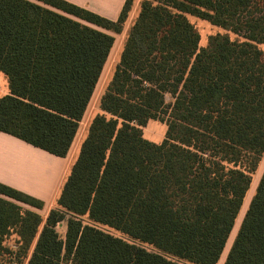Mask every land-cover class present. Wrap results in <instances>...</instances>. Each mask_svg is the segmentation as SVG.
<instances>
[{"label": "trees", "instance_id": "trees-1", "mask_svg": "<svg viewBox=\"0 0 264 264\" xmlns=\"http://www.w3.org/2000/svg\"><path fill=\"white\" fill-rule=\"evenodd\" d=\"M134 2L0 0V132L65 157ZM98 109L45 218L0 183V264H217L264 154V0H141ZM224 264H264V170Z\"/></svg>", "mask_w": 264, "mask_h": 264}, {"label": "crops", "instance_id": "crops-1", "mask_svg": "<svg viewBox=\"0 0 264 264\" xmlns=\"http://www.w3.org/2000/svg\"><path fill=\"white\" fill-rule=\"evenodd\" d=\"M64 1L109 20L116 21L126 0ZM140 2L141 0H135L122 33H125L130 19H132V16L137 13ZM113 36L115 38L116 34H113ZM4 94L5 91L1 92L0 97L4 96ZM94 95L95 90L85 110L82 120L79 123L69 151L65 157L51 155L15 137L0 132V183L42 201L43 207L40 210L31 208L27 205L25 206L29 207V210L40 214L43 218L47 216L50 209L55 207V200L58 196L62 183L68 174L69 168L78 154L80 144L86 136L88 124L93 115L99 110L98 99L95 101L96 104L92 106V99ZM58 227L63 229L62 235H64L65 225L61 224ZM231 236L232 231L217 264H224L229 251L227 249Z\"/></svg>", "mask_w": 264, "mask_h": 264}, {"label": "rangeland", "instance_id": "rangeland-1", "mask_svg": "<svg viewBox=\"0 0 264 264\" xmlns=\"http://www.w3.org/2000/svg\"><path fill=\"white\" fill-rule=\"evenodd\" d=\"M138 10H139V8H138ZM137 13H138V11H137ZM137 13L132 16V19H130V22L128 24V28L126 29V31L132 25ZM187 18H188L189 22L196 28L197 32L200 35V43H199L200 47H204L207 45L208 38L210 36H213L216 34L226 33L223 29L216 27V26H213L206 21L200 20V19L192 17V16H187ZM126 31H125V33H122L121 35L115 36L114 45L111 49V52L109 54V57H108L107 62L103 68L102 74L100 76V79H99L98 84H97L96 89H95V95L92 99V106H94L96 104L95 101L97 99L99 100V98H100V96H101V94L105 88L107 81L110 79V77L112 75L113 69H114V67H115V65L119 59V55H120V52H121V49H122V46H123V43L125 40ZM229 36L232 39L235 38L234 35H232V34H229ZM3 91H5V94L8 91L7 81H6L5 76L2 73H0V93ZM165 132H166V125L164 123H161V122L155 121V120L149 121L147 123V125L143 128L144 138L150 142H153V143H159L164 138ZM263 170H264V156H263L262 160L259 162V165H258L255 173L252 176L253 178H252L251 186H250V188L246 194V197H245V200L243 202L241 211H240V213H239V215L235 221V224H234V227L232 230V236L229 239V246H228L227 250H229L230 246L233 243V240H234L236 233L239 229V226H240V223L243 219V216H244L246 210L248 209V206H249V203H250L252 197L255 194V190H256V187L258 185V180H259ZM19 205L25 210L30 209L29 207H27L23 204H19ZM83 220H84L85 224L89 223L88 220H86L85 218ZM97 227L106 231V232L111 233L112 235L119 236V234L117 232L110 230L106 227H102V226H97ZM57 231L62 236L63 229L61 227H58ZM5 243H6V245L14 248L15 247V238L13 236H10L6 239Z\"/></svg>", "mask_w": 264, "mask_h": 264}]
</instances>
